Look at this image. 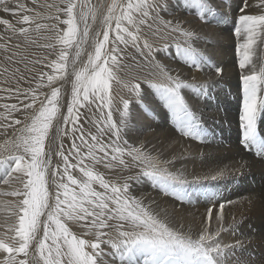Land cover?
Listing matches in <instances>:
<instances>
[{
    "label": "snow or ice",
    "instance_id": "1",
    "mask_svg": "<svg viewBox=\"0 0 264 264\" xmlns=\"http://www.w3.org/2000/svg\"><path fill=\"white\" fill-rule=\"evenodd\" d=\"M31 3L36 7L30 8L21 0H0V12L15 18L13 22L0 17V26H3L0 54L8 61L0 72L5 77V86L0 87L5 96L0 99L15 96L17 100L0 105L3 109L0 129L5 133L11 129L13 133L12 139L5 140V145H11L10 154L0 158L3 173L0 182L10 185L16 181L22 186L8 192L0 190V195L19 198L8 202L15 222L0 232V264H233L232 257L239 242L224 245L219 239L225 204L231 201L217 205L215 197L210 195L202 227L195 231L183 224H170L132 194L129 181L148 177L163 185L165 195L169 194L167 189L172 188L171 194L178 202L185 200L183 185L187 181L182 174L161 167L143 142L137 146L122 136L125 129L132 131L130 100L122 99V109H115L120 113L119 123L113 119L112 83L119 80L117 73L124 67L123 58L127 56V49L132 48L146 64L155 65L162 82L144 83L176 118L182 134L201 142L206 139L182 94L183 89L199 92L204 86L172 75L171 69L155 57V53L170 45L165 43L161 48L150 42L151 38H173L175 33L176 51L186 65L201 69L207 65L222 74L221 68L214 67L203 52L193 47V41L202 38L189 26L190 21L181 23L172 16L170 0H112L103 13L99 11L101 6L94 5L92 0H59L58 4L31 0ZM254 4L259 14H249L246 9L253 4L242 0L233 34L242 40L237 45L238 66L242 71L248 69L241 76L242 144L255 148L256 154L264 158V138L259 137L257 131L258 117L264 114V66L257 69L253 64L254 46L258 39L264 40V0H254ZM177 6L195 9L193 18L203 24L210 23L209 17L214 19L219 15L214 0H184ZM98 14L101 18L91 36L92 51L87 54L86 63L77 69V61L85 51L84 45L89 43V33ZM61 15L66 18L61 19ZM166 15L172 18L166 19ZM46 20L56 23L42 22ZM58 24L67 27L61 29ZM13 37L22 38L23 43L12 44ZM42 40L53 42L41 43ZM57 45L60 47L55 59L29 58V48L33 46L56 50ZM45 61L51 73H39L36 88H21L20 82L26 79L24 71L19 66L9 67L23 65L30 71L29 65ZM70 65L75 79L70 100L65 104L61 86L56 85L69 75ZM9 81L16 86L12 87ZM125 87L140 100V82L125 84ZM44 88L50 91H42ZM93 105L98 115L89 122L96 128L95 134L86 133L81 123V109ZM62 108H66V112H62ZM14 113H21L24 119L16 118ZM54 121L56 131L53 133ZM69 134L73 139L65 149L62 138ZM106 134L110 142L103 141ZM53 156L60 160L54 163ZM97 165L106 169L139 168L140 172L136 176H124L116 183L96 171ZM74 170L82 174L81 178L73 175ZM223 175L219 171L204 179L215 181ZM94 184L102 191L94 188ZM177 184L181 186L179 191L174 187ZM214 209L218 224L215 230L211 228ZM68 221L80 225L84 235L93 239L74 234Z\"/></svg>",
    "mask_w": 264,
    "mask_h": 264
},
{
    "label": "rangeland",
    "instance_id": "2",
    "mask_svg": "<svg viewBox=\"0 0 264 264\" xmlns=\"http://www.w3.org/2000/svg\"><path fill=\"white\" fill-rule=\"evenodd\" d=\"M21 2L26 3L28 7L30 8L35 7V5L30 3L29 0H25V1L22 0ZM41 2L43 4L44 3L54 4L53 1L52 3L47 2V1L45 2L44 0L39 1L40 4H42ZM111 2L112 0H92V3L94 5L101 6L99 9L100 13H103L106 9V6L109 5ZM183 2L184 0H170V4L172 5L170 12L172 13L174 11L179 10L180 13L185 12L187 14L190 11L191 13H194L196 11L195 9L186 10L184 7L177 6L178 4H183ZM241 2L242 0H214V7L218 11L219 15L216 16L214 19L212 17H209L210 23H208L209 25H213L217 29L225 31V34L216 35V39L219 38L216 41L218 44H222L223 39L226 42H230L231 40H234V49L236 51L235 59L237 60L236 61L237 64L236 66L235 65L233 66L238 70L240 74L237 77V80L234 84V86L237 87V90L233 89V92L232 91L229 92L227 88L225 99L227 101L226 104L228 103V106L218 105V98L220 99V96L218 95V91H216V88L214 90V87H216L217 85L213 84L214 87H211L212 85L211 83L201 82L202 84L201 83L196 84L193 81H188V83H191L197 86L203 85L204 86L203 91L198 92L193 89H185V90L183 89L182 90V94L186 96V100L190 106V109L195 113V116L197 117V124H199L200 127L202 128V135H206L205 142L204 141L201 142L200 140H196L191 137L184 136L182 134V132L177 126L176 118L172 116L170 111L159 100L158 96L155 94L153 89H150L149 87H147L148 91L150 90L149 93L151 94V95L149 94L147 95L148 98L150 99L149 101L145 97L146 93H144V96H143L144 98H142L141 96L140 100H137L136 98L129 99L131 101L129 126L132 129V131H128L127 129H125L122 132V136L126 139H129L130 143H133L135 145H138L139 141L143 137H146V142H147L146 149L148 152H150L151 155H155V157H157L159 160H162L160 162V166L161 167L165 166L167 168L169 167L170 170L168 171L178 172L183 175L187 183L183 185V191L185 192L186 195H185V200L182 201L181 203L186 204V205L190 204L191 206H196L199 203H204V204L209 205V201L207 199L210 195L215 197L216 203H222V202H225L226 200H229V198H231L232 196L237 195L242 192H246V191H247L246 193H249V194L255 193V208L258 207L261 203H264V175H263L264 173H255V174L248 173L241 177L231 178L229 179V181L220 182L218 180H215L211 182V184H213L211 186L203 185V182L199 181L200 180L199 176H195L201 168L205 166H209L206 163L205 164L200 163L201 161H204L203 157L202 155L198 154L195 151V149L198 148V146H201V144L221 143L225 146H228L231 141L230 139H233V141H235L240 146V148L242 149V152H245L250 157L256 160L264 162V158H261L260 156L256 154L255 148H252V147L246 148L242 144L243 129L240 125V120H239V117L242 111L243 82H242L241 76L247 73L248 69L246 68L242 71L238 66L239 56L237 54V45L239 42H242V40L238 39L233 34L234 27H235L234 22H235L236 17L240 14L239 7L241 5ZM58 3H59V0H55V4H58ZM248 3L253 4L254 8H257L255 7L254 0H248ZM221 8L225 9L226 11L225 12L222 11ZM249 9H246V11ZM232 10H234L233 13H231ZM52 11L54 12V9ZM258 13H260L259 9H258ZM0 17L8 18L12 21H14L15 19L10 14H6L3 12H0ZM65 18L66 17L61 15V19H65ZM100 18L101 17L98 14L97 21L95 24L92 25V28L89 33V36H90L89 43L84 45L85 51L82 53L80 60L77 61V65H76L77 69L83 66V62L87 58V54L89 52L90 45H91V36L98 29ZM42 22H45V23L49 22V24L56 23L55 21H42ZM89 22L91 23V21ZM193 25L195 26V28H197V30L200 29V25L196 23H194ZM57 26L58 28H61V29H64L67 27L64 24H58ZM208 30L210 29L207 28L206 31ZM206 31H204L205 32L204 34L210 36V34ZM0 34L2 33L0 32ZM49 35H52V33H49ZM0 42H3V41H0ZM18 42L21 43V41H16V40L11 41L12 44H15ZM40 42L41 43H45V42L51 43L53 41H43L42 40ZM172 44L174 43L169 44L170 47L168 48V52L173 60L175 59L176 61L177 60L180 61V62L172 63L174 73L178 74V73H181V71L183 70V68L186 67V65H183L184 59L181 58V56L177 53L175 44L174 45ZM215 45L212 47H216ZM58 46L59 45H57V47ZM33 49L35 50L31 51L32 48H29V58L30 59L43 60L45 57H47L48 53L54 52V50L44 49L40 47L33 48ZM72 51H74V49L70 50V56H69L70 60L72 59V56H71ZM134 52H136L135 49H132V48L127 49V56L123 58L124 67L120 72H118L119 74L123 72L127 73L129 71H134L137 68V66L140 65V63L144 62V60L137 53H134ZM214 53H215V50H210L209 54L205 56L207 57L208 62L211 63L212 65H214L217 62V58H215ZM222 54L224 56L220 58V61L226 60V62H231L230 57L228 55H226L225 53H222ZM47 60H50V59H48L47 57ZM253 64L257 69L260 68L261 66H264V40L258 39L257 44L254 46ZM4 65H8V61L7 60L5 61L3 54H0V72L3 71ZM16 66L21 67V69L24 71L25 76H26V79L24 81H21L19 85L23 89H28L29 87L36 88V86H33L30 82L33 79H37L39 73L41 72L51 73V70L47 67V61H45L42 64H36L35 66L29 65V69H31L30 71L28 69H24L23 65H9L10 68L16 67ZM143 66L144 67H139V68L141 70H146V71L150 69V67H148V65L146 64H144ZM175 66H179V68ZM204 67L205 65L203 66V68ZM188 69L190 72L195 71L194 67L191 65ZM199 69L201 70V68ZM72 75H73L72 67L70 65L69 75L65 78L64 81L57 82V85H56V86H61V91H62V96H63L62 103H65V104L70 100V96H71L70 89H69V85L71 82L69 80V77H71ZM4 80H5V77L3 75H0V87L5 86ZM9 84L12 87L16 86L13 81H9ZM222 87L225 88L226 85H223ZM42 91L49 92L50 90L48 88H44ZM195 94L197 96H195ZM4 96H5V93L0 92V97H4ZM189 96L192 97V101L189 99ZM41 99H43V97H41ZM223 99H224V96L222 95L221 100ZM202 101L203 103L204 101L211 102V104H213V106L215 107V110L217 109L216 111H221L222 114H225L227 111L228 113H230V119L228 120L224 116H222V118L220 119H217L216 117L214 118V116H211V115L203 116L202 113L196 109L197 106L199 107L201 105L200 102L202 103ZM16 102L17 100L15 96L9 99H0V105L4 103H16ZM93 107L94 108H92L89 111L85 109H81V112L83 114L81 123L83 124L84 130L86 133L90 131L92 134H95L96 128L93 126L92 123L89 122L90 120H94L96 116L98 115V111L96 107L94 105ZM115 109L116 107H114V111ZM119 109H122V107H120ZM2 111L3 109H0V112ZM61 111L66 112V108H62ZM13 115L16 118H20L22 120L24 119V116L21 113H14ZM141 116L142 118H140ZM231 118L232 119L234 118V119L232 120ZM147 119H151L152 121H155L161 125L164 124L165 126H161L158 124V126L154 127L153 130L148 129V127L145 124L147 123L146 122ZM114 120H116L118 123L117 119H114ZM149 123L151 122L149 121ZM221 128H223V130ZM55 131H56V122L54 121L53 133ZM257 131H258V136L261 138H264V114L258 117ZM231 134H233V137H230ZM12 138H13V133L11 129H8L6 133L4 130L0 129V146H4L0 150V158H6L10 154L11 145L9 146L5 145V140H10ZM72 139L73 137L71 136V134L62 138V142H63L65 149L70 147V142L72 141ZM102 139L104 142H110V138L108 134H106ZM186 139H188V141ZM77 143H79V140H77ZM48 148H49V145L46 142V151L48 150ZM237 148H238L237 145L234 147H231L232 150H236ZM178 159H183V166L175 165V161ZM59 160L60 158L58 156H53L54 163ZM169 160L172 161L171 164L167 163V161ZM85 162L88 163L87 160ZM120 170L123 171V173L121 174V178H120V180H122V177L127 176L126 174L127 169H120ZM96 171L102 173L103 171L102 167L97 165ZM74 173L82 176V174H80L78 170H74L73 174ZM2 174L3 173L0 172V175ZM102 174L104 175L106 180L111 181L110 179L107 178V176L104 173ZM129 176H133V172H131ZM132 181L133 183L131 184L130 191L132 192L133 195L142 199L146 204L148 203V205L151 206L157 212H159L161 216H164V214L166 213L170 218H172L174 213L171 207L167 206L168 203L162 201L164 197H168V198L170 197L171 199L178 202L177 197L171 194L172 188L167 189V192L169 194L165 195V190H164L163 185L158 184L156 181L148 177L141 176L138 181L135 179H133ZM204 184H208V183L206 182ZM20 187L22 186L16 181H13L10 185H6V186H4L2 182H0V188L3 189V190L2 189L0 190L5 191V192H8V191L13 190L14 188H20ZM93 187L96 188L98 191H102V189L99 188V185L94 184ZM174 187L177 189V191H179L181 188L179 184L174 185ZM152 190L160 193L158 194L159 197L157 198L153 196L151 197L148 194L143 193V191L148 193L149 191H152ZM50 191H51V188H50ZM3 198H8L9 201H15L19 199L17 197H12V196H5ZM1 202L2 203H0V225H3L4 227H0V232H3L7 230L8 224L15 222V218L11 215V206L8 204V202L6 203L5 199H3V201ZM230 210H231V204L228 205L224 209V214H229ZM43 219L44 218L42 217V220ZM262 227L264 231V223ZM257 233L258 231L256 230V228L253 229V234H257ZM112 235H115V233L113 232ZM92 239L93 237L90 236V240ZM102 247L104 246L102 245ZM252 257L255 258L256 253H253ZM235 264H237V262H235Z\"/></svg>",
    "mask_w": 264,
    "mask_h": 264
},
{
    "label": "bare ground",
    "instance_id": "3",
    "mask_svg": "<svg viewBox=\"0 0 264 264\" xmlns=\"http://www.w3.org/2000/svg\"><path fill=\"white\" fill-rule=\"evenodd\" d=\"M29 1L31 3V0H29ZM39 1H42V0H38V3H39ZM44 1L45 2L46 1L51 2V3L53 1L55 4V0H44ZM35 7H36V5H35ZM229 9H230V7H229ZM37 10H41V9L37 8ZM221 10L224 12L226 11L223 8H221ZM229 12H230V10H229ZM233 12H234V10H232L231 13H233ZM247 12L249 14H259L258 9L254 8V6H252L249 10H247ZM171 14H172V16H175L176 18L180 19L181 23H183V21H185V20L190 21L189 26L191 28L195 29L197 34L202 38L199 41H193V46L196 49H198L199 51L203 52L205 54V56L207 54H209L210 50H215L214 56H215V58H217V62L213 66L219 67L223 71H222V74H217L214 71V69H210L207 65H205V67L201 70L197 67H194L195 71L190 72L188 69L190 67V65H186L185 62L183 61V65H186V67L183 68L181 73H178V74L174 73L172 63L180 62V61H178V60L176 61L175 59L174 60L172 59V57L170 56V54L168 52V48L164 49L163 51H158L157 53H155L156 60L158 62L166 65L169 69H171L172 75H174V76L179 75L181 77V79H183L187 82L193 81L196 84H199L201 82L211 83L212 84L211 87H214V85H217L216 87H214V90L216 88V91H218V95L220 96V99L218 98V105L228 106V103L226 104L227 101L225 99L227 88H228L229 92H231V91L233 92V89L237 90V87L234 86V84L237 80V77L240 74L238 72V70L233 66V65L236 66V64H237L236 63L237 60L235 59L236 51L234 49V40H231L230 42H226L222 38L223 43L218 44L216 41L219 38L216 39V35L217 34H225V31L217 29L213 25L203 24L201 22H198L196 19L193 18L194 13H191V11L186 14L185 12L180 13V11L178 10V11L172 12ZM225 14H227V13H225ZM162 15H165V14L162 13ZM165 18L168 19V18H172V17L166 15ZM46 21H48V20H46ZM47 23H49V22H47ZM194 23L200 25L199 30H197V28H195V26L193 25ZM207 28H209L210 30L206 31ZM204 31L208 32L210 34V36L205 35ZM0 32L3 34V26H0ZM172 37L173 38L177 37V34H175V33L172 34ZM173 38H166V39L151 38L150 42L153 43L154 46L159 45L161 48H163L165 43H167V44L174 43ZM13 40L14 41L15 40L21 41V43H23L22 38L13 37L12 41ZM205 41H207V42H205ZM215 43H216V45H215ZM172 45H174V44H172ZM214 45L216 47H212ZM59 47L60 46H58L57 49L54 50V52L48 53V55H47L48 59L51 60V59H54L56 57V51H58ZM31 48H32L31 51H34L35 49H33V48H38V47L33 46ZM90 51H92L91 47L89 49V52ZM134 53H136V52H134ZM222 53H225L226 55H228L230 57L231 62H226V60L220 61V58H222L224 56ZM86 61H87V58L83 62V65L86 63ZM144 64H146L145 61L140 63V65H138L134 71H129L127 73L123 72V73L117 74L119 77V80L113 81V83H112L113 108L116 107V109H119L120 107H122V102H121L122 99H128L129 100L131 98H136L135 95L129 91V87H125V84L131 85V84H134L136 82H140L141 83V96H142V98H144L143 97L144 93H146L145 94L146 99L148 101L150 100L147 96L148 94L151 95L149 93L150 90L148 91L147 85L144 82L145 81H152L155 83H160L162 81L158 76L155 65L146 64V65H148V67H150V69L148 71H146V70H141L139 68V67H144L143 66ZM231 65H232V67H231ZM175 67L179 68V66H175ZM74 79H75L74 75L69 77V80L71 82L69 85L70 95H71L72 83L74 82ZM207 81H209V82H207ZM30 83L33 86H36L37 79H33ZM223 85H226V87L223 88L222 87ZM183 93H185V92H183ZM222 95L224 96L223 100H221ZM195 96H197V95L195 94ZM189 99L192 101V97L189 96ZM151 102H153V101H151ZM200 104L201 105L199 107L197 106L196 109L199 110L203 116L211 115V116H214V118L216 117L217 119H220V118H222V116H224L226 119H228V120L230 119V113H228L226 111L225 114H222L221 111H216L217 109L215 110V107L213 106V104H211V102L204 101V103H203V101H202V103L200 102ZM92 108H94V107L91 106L90 108H85V110L89 111ZM113 118L117 119L118 123H119V118H120L119 111L118 112L116 110L113 111ZM140 118H142V116ZM149 121L151 123H149ZM146 122H147V123H145L146 126L148 127V129H151V130H153V128L158 126V124H159L155 121H152L151 119H147ZM208 123H209V121H208ZM159 125H161V124H159ZM161 126H165V125L163 124ZM231 126H233V125H231ZM221 129L223 130V128H221ZM232 129H233V127H232ZM230 137H233V134H231ZM186 140L188 141V139H186ZM230 140L231 141H230V144L228 143L229 144L228 146H225L221 143H214V144L208 143V144H201V146H198V148L195 149V151L198 154L202 155V157H203L204 161H201L200 163H202V164L206 163L209 165V166H205V167L201 168L199 170V172L195 175V176H199V179H200L199 181H202L203 185H209V186L213 185V184H211V182L213 180L204 179V178L205 177H211L212 175H215L219 171H222L224 173L223 176H221L217 179L220 182L229 181V179H231V178L241 177V176L246 175L248 173H254V174L255 173H264V162L256 160V159L250 157L245 152H242V149L240 148V146L235 141H233V139H230ZM139 142H143L144 145L146 146L147 145L146 137H143ZM204 142H205V140H204ZM236 145L238 148L236 150H232L231 147H234ZM3 147L4 146H0V150ZM152 156L155 157V155H152ZM155 158H157V157H155ZM159 161L161 162L162 160H159ZM175 165L183 166V159L176 160ZM99 166L102 167V170H103L102 173H104L107 176V178L110 179L112 182H116V183L121 182L120 178H121V174L123 173V171H121L120 169H106V168H104L103 165H99ZM162 167L167 168L165 166H162ZM167 169L170 170L169 167ZM131 172H133V176H136L140 172V169L139 168H133L132 170L127 169L126 170L127 176H129L131 174ZM73 175L77 176V178H81V175H79V174L77 175L74 173ZM204 180L205 181L207 180L206 182L208 184H204V183H206ZM129 183L132 184L133 181L131 180V181H129ZM4 186H6V185H4ZM0 189H2V188H0ZM246 192L239 193V194L234 195L231 198H229V200H226V201H231V203H230L231 204V210H230L229 214H224L223 230L220 232L219 239L221 240L222 244H224V245H236L237 242H239V246L235 248V252H234V255L232 257L233 264H235V262H239L240 264H264V231H263V227H262L263 223H264V203H261L258 207L255 208V193L249 194ZM143 193L148 194L151 197L152 196L156 197V198L159 197L158 194H160L154 190L149 191L148 193L143 191ZM3 197H5V196L0 195V203H2L1 201H3V199H5V202L7 203L9 201L8 198H3ZM162 201L168 203L167 206L171 207L174 214H173L172 218H170L167 214L166 215L164 214V216H161V217L167 219L168 222L170 224H172L173 226H179V225L183 224L185 226V228H192L194 231L196 229L202 227V221L204 219V214L206 212V208L209 206L208 204L199 203L196 206H191L190 204L186 205V204H183L181 202L179 203V202L171 199L170 197L169 198L164 197ZM230 204L226 203L225 208ZM147 205H148V203H147ZM217 205H218V203H217ZM216 214H217L216 209H214V211H213L214 219H213L212 224H211V228L213 230H215L218 227L217 221L215 219ZM67 223L69 225V228L71 229V231L74 234L80 236L81 238L90 240V235H84L83 229L80 227V225L73 223L71 221H68ZM255 228L258 231L257 234H253V229H255ZM86 250L90 251V249H86ZM253 253H256L255 258L252 257Z\"/></svg>",
    "mask_w": 264,
    "mask_h": 264
}]
</instances>
